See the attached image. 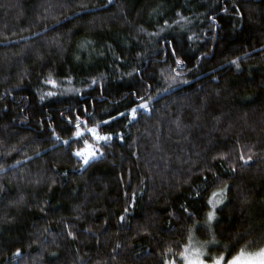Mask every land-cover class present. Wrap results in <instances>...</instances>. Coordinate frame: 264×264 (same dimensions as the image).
I'll use <instances>...</instances> for the list:
<instances>
[{
  "label": "trees",
  "instance_id": "trees-1",
  "mask_svg": "<svg viewBox=\"0 0 264 264\" xmlns=\"http://www.w3.org/2000/svg\"><path fill=\"white\" fill-rule=\"evenodd\" d=\"M0 186V264L179 262L190 235L227 259L263 247L264 0H0Z\"/></svg>",
  "mask_w": 264,
  "mask_h": 264
},
{
  "label": "snow or ice",
  "instance_id": "snow-or-ice-1",
  "mask_svg": "<svg viewBox=\"0 0 264 264\" xmlns=\"http://www.w3.org/2000/svg\"><path fill=\"white\" fill-rule=\"evenodd\" d=\"M108 3H112V0H108ZM233 9L234 11L237 13V15H242V13H240L239 8L236 7V5H233ZM228 9L227 7L224 8V12L227 13ZM182 19H186V18H182ZM167 23V22H165ZM213 23H215V18H213ZM172 55L175 56L176 52L175 49L172 50ZM239 58L231 61L232 64H235L238 68H239V63H238ZM175 63L177 66H183L184 61L181 59H176ZM128 75H131V73H129ZM181 74L179 72H176L175 75H172L170 77V79L173 82H176L177 77H179ZM183 83H188V81H182ZM45 84H50L53 87L57 86V81L54 80L51 76V74H49L48 78L45 79L44 81ZM97 81L96 79L92 80V84H96ZM148 87H151L150 85ZM70 91H79V89H70ZM165 91H167V89H165ZM56 93L54 92H48L46 93L47 96H53ZM133 96H136L137 99L139 100H144V97H139L137 96L136 93L132 94ZM41 100H43L45 97L41 96L40 97ZM149 100L151 99V97L148 98ZM140 110H144V111H151V109L149 108V104L147 102H143L138 104L136 107L131 108L129 113H125V112H120L119 116L120 117H131V120H135L137 118V114ZM84 111L87 112V107L84 108ZM112 120L117 119V117H112ZM69 123L72 122V118H69ZM110 121L109 120H104V121H100L97 122L94 126L90 127V128H86V131L88 133L91 134V137L93 139V141H95L96 143H90L89 140L84 139L83 140V148L77 149L73 155L81 158L83 160V164L84 165H88L89 162L91 160L97 159L100 156L103 155V152L99 151L97 144L100 141H104L105 143H107L109 140L112 139V136L110 134H105L102 135L100 133V125L104 124L107 125L109 124ZM87 124V121H82L80 119V117L77 115L75 117V132H74V136L76 138H82L84 136V131L81 128V125ZM122 138V137H121ZM57 139H59V137H57ZM65 144H68V141H64ZM37 155H39V153H37ZM30 159V158H29ZM215 159V157H214ZM253 159V155L250 154L248 155L247 158L244 157L243 154H241L240 156V160L243 161V165L247 166L249 165V163L252 161ZM17 163L19 164L20 161H17ZM231 171L235 172L236 168L232 167ZM64 175H67V173H65ZM0 190H2V186H0ZM228 186L225 185L223 188H221L218 192H213L212 193V198H210L208 200V204L212 206V211H209L207 213V223L210 224L213 220L216 219V207L219 204H222L223 201V197L226 193V191H228ZM217 197H219V199H217ZM24 202V198L21 196L19 198V200L15 201L14 203L16 205H20L23 204ZM128 209H125V212L127 213ZM185 211H187V209H185ZM191 215V214H189ZM125 217L122 215L120 216V221H124ZM196 226H201L199 225V222L197 221L196 224L194 225V227ZM192 229H189V232H191ZM68 236L72 237L73 239H75V236L73 235V233L71 231L68 232ZM208 243L211 244H215L216 241L213 238L211 241H209ZM119 247V245L117 246ZM207 248V244H203L200 245L199 247H197L196 244L193 243V238L191 237V235L189 236L188 239V243H186L183 246V250L178 254L180 259L183 261V264H264V248H260L256 253H249L247 254V256L245 255V251L243 249H241L235 256H232L231 259H227L225 255L221 254L218 256H212L210 254H208L204 249ZM115 251V250H114ZM169 253L172 252V249L169 248L167 250ZM14 256H21V250L17 249L15 253H13ZM52 255H55V253H53ZM229 255H231V253H229ZM163 264H176V260L173 259H164L163 260Z\"/></svg>",
  "mask_w": 264,
  "mask_h": 264
},
{
  "label": "rangeland",
  "instance_id": "rangeland-1",
  "mask_svg": "<svg viewBox=\"0 0 264 264\" xmlns=\"http://www.w3.org/2000/svg\"><path fill=\"white\" fill-rule=\"evenodd\" d=\"M90 128V127H89ZM82 130H83V128H82ZM82 162H83V160H82ZM84 165V164H83ZM219 191V190H218ZM218 191H216V192H218ZM210 198H212V195L210 196ZM209 198V199H210ZM217 199H219V197H217ZM218 206V205H217ZM213 209H212V206L210 205V208H209V211H212ZM208 211V212H209ZM193 243L194 244H196L197 245V247H199L200 245H202L200 242H199V240L198 239H196V238H193ZM261 248H264V245H263V247H261ZM260 248H257L255 251H253V252H245V255L247 256V254H249V253H256L258 250H259ZM208 254H210V255H212V256H218V255H214V254H212V253H210L209 251H208V249L206 248V249H204ZM235 256V255H234ZM231 259V258H230ZM176 264H183V261L181 260V259H179V262H176Z\"/></svg>",
  "mask_w": 264,
  "mask_h": 264
}]
</instances>
